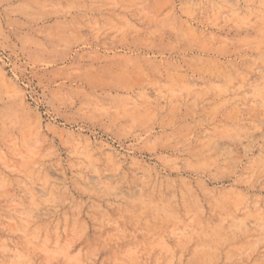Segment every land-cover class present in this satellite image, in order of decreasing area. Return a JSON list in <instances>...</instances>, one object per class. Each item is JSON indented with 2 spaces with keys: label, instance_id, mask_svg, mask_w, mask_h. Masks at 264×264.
Wrapping results in <instances>:
<instances>
[{
  "label": "rangeland",
  "instance_id": "rangeland-1",
  "mask_svg": "<svg viewBox=\"0 0 264 264\" xmlns=\"http://www.w3.org/2000/svg\"><path fill=\"white\" fill-rule=\"evenodd\" d=\"M0 264H264V0H0Z\"/></svg>",
  "mask_w": 264,
  "mask_h": 264
},
{
  "label": "bare ground",
  "instance_id": "bare-ground-1",
  "mask_svg": "<svg viewBox=\"0 0 264 264\" xmlns=\"http://www.w3.org/2000/svg\"><path fill=\"white\" fill-rule=\"evenodd\" d=\"M213 75V74H212Z\"/></svg>",
  "mask_w": 264,
  "mask_h": 264
}]
</instances>
